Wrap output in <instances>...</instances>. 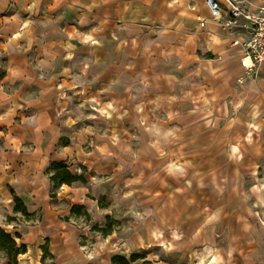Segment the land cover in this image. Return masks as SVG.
Instances as JSON below:
<instances>
[{
    "label": "rangeland",
    "instance_id": "rangeland-1",
    "mask_svg": "<svg viewBox=\"0 0 264 264\" xmlns=\"http://www.w3.org/2000/svg\"><path fill=\"white\" fill-rule=\"evenodd\" d=\"M177 1L0 0V264H264V80Z\"/></svg>",
    "mask_w": 264,
    "mask_h": 264
},
{
    "label": "crops",
    "instance_id": "crops-1",
    "mask_svg": "<svg viewBox=\"0 0 264 264\" xmlns=\"http://www.w3.org/2000/svg\"><path fill=\"white\" fill-rule=\"evenodd\" d=\"M169 5L167 7V18H166V23L168 24H174V22H179L181 20V25L185 28L188 29H195L196 37L198 38L200 44L199 46L202 48H207L205 49L206 51L214 52L215 50L220 51V49L224 48L226 45H230L231 49L230 51L232 52V55L236 57L235 59H238V68L240 71L238 81L242 80L247 82L248 80H251L247 76V73L245 69L241 65V49L238 46H232L231 45V37L229 36V31L226 27L223 26V22L225 20L217 21L213 19H209L207 17V12L204 7V0H189V2H183V4L179 1L173 3L169 2ZM175 4V5H174ZM183 6L185 9H183ZM177 7V9H176ZM179 10L178 13H176V10ZM187 10V12H185ZM184 12V15H180L179 13ZM199 17L204 18L205 22L203 25H201V22L199 20ZM237 33H239V37H242V30L240 28H237ZM21 37V29H17L16 27L11 28V35L10 39L12 40H17L18 38ZM219 48V50H218ZM214 50V51H213ZM227 52V50H226ZM72 55L71 53H69ZM72 58V57H71ZM241 75V76H240ZM257 80H264V65H262L259 68V74ZM150 84L151 83H146ZM65 109V108H64ZM258 115V111H255L252 113V117L256 118ZM251 138V135H248L247 139L249 140ZM235 150V149H234ZM11 180L13 182V185H15V189L9 190L8 194L13 195L14 197H17L20 199V193L24 192L25 189L27 188V180L22 181V177L19 176H11V174H6L3 176V178L0 180V187L1 185L5 186L7 181ZM65 187H67L66 184H63ZM25 188V189H24ZM29 188V187H28ZM6 189V188H5ZM2 190V189H1ZM7 190H2L3 195H6ZM10 199V198H7ZM21 200V199H20ZM11 201V199H10ZM9 201V202H10ZM14 202V198L13 201ZM22 202V201H21ZM38 231L35 230V232H31V238L32 240H36L38 238L37 236ZM2 251V250H0ZM216 252V251H215ZM214 254L209 258L207 263L209 261L213 260ZM26 254V253H25ZM22 256V255H20ZM19 256V257H20ZM215 262L214 264H220L223 262V256L221 255L220 258L217 260L213 261Z\"/></svg>",
    "mask_w": 264,
    "mask_h": 264
},
{
    "label": "built area",
    "instance_id": "built-area-1",
    "mask_svg": "<svg viewBox=\"0 0 264 264\" xmlns=\"http://www.w3.org/2000/svg\"><path fill=\"white\" fill-rule=\"evenodd\" d=\"M204 7L209 19L225 20L231 45L241 49V65L247 76L258 78L264 65V0H204ZM199 20L203 25L205 19ZM237 28L242 30V37Z\"/></svg>",
    "mask_w": 264,
    "mask_h": 264
},
{
    "label": "trees",
    "instance_id": "trees-1",
    "mask_svg": "<svg viewBox=\"0 0 264 264\" xmlns=\"http://www.w3.org/2000/svg\"><path fill=\"white\" fill-rule=\"evenodd\" d=\"M50 170V180L56 184L71 185L78 179V176L72 174L67 165L62 162L54 161L50 166ZM14 202L17 205H15L13 210L15 212L21 210V212L27 215L25 206L21 200L14 197ZM0 250L5 252L9 258H16L17 255L25 253V245L23 244L20 247H17L15 239L0 228ZM135 259V257H132L130 261H135ZM130 261L126 260L125 257L118 255L111 258L112 264H130Z\"/></svg>",
    "mask_w": 264,
    "mask_h": 264
},
{
    "label": "bare ground",
    "instance_id": "bare-ground-1",
    "mask_svg": "<svg viewBox=\"0 0 264 264\" xmlns=\"http://www.w3.org/2000/svg\"><path fill=\"white\" fill-rule=\"evenodd\" d=\"M22 256H24V254H22ZM213 260H214V258H213ZM210 263V262H209Z\"/></svg>",
    "mask_w": 264,
    "mask_h": 264
}]
</instances>
